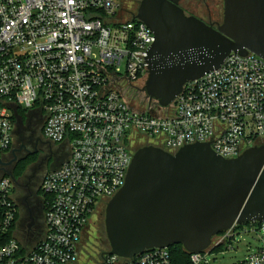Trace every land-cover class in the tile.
<instances>
[{
	"label": "built area",
	"instance_id": "2783aa9c",
	"mask_svg": "<svg viewBox=\"0 0 264 264\" xmlns=\"http://www.w3.org/2000/svg\"><path fill=\"white\" fill-rule=\"evenodd\" d=\"M135 13L119 0H0V264H76L82 233L124 185L139 147L175 153L200 142L236 158L264 144V59L252 51L230 53L164 107L147 95L141 106L126 100L122 87L145 84L155 41ZM22 116L25 126L41 119L44 137L67 152L42 181L45 230L29 243L12 233L17 208L2 170ZM242 230L264 231V222L214 235L189 264H208L213 248H231ZM101 264H172V257L155 247L133 258L105 255ZM234 264H264V245Z\"/></svg>",
	"mask_w": 264,
	"mask_h": 264
},
{
	"label": "water",
	"instance_id": "95a60500",
	"mask_svg": "<svg viewBox=\"0 0 264 264\" xmlns=\"http://www.w3.org/2000/svg\"><path fill=\"white\" fill-rule=\"evenodd\" d=\"M178 1L140 0L134 15L155 37L142 91L163 107L232 52L264 59V0H223L216 27L186 15ZM128 168L104 209L106 255L133 258L175 244L203 251L218 233L264 222V144L236 158L221 157L208 143L175 153L147 145L137 148Z\"/></svg>",
	"mask_w": 264,
	"mask_h": 264
},
{
	"label": "flooded vegetation",
	"instance_id": "af4514ba",
	"mask_svg": "<svg viewBox=\"0 0 264 264\" xmlns=\"http://www.w3.org/2000/svg\"><path fill=\"white\" fill-rule=\"evenodd\" d=\"M140 0H137L138 5ZM177 5L182 8L186 15H194L203 20L201 15L189 11L181 3ZM137 8V7H136ZM132 12L135 11L131 10ZM205 22L217 26V21L212 20L208 13ZM22 115L25 113L22 112ZM25 117L22 116L18 124L19 130L13 139V145L3 161V172L11 173L13 186V200L17 208L16 235L22 242H34L44 233L45 225V196L42 192V181L51 169L59 166L66 159V147L48 141L43 135L42 120L25 126ZM18 141V142H16ZM17 144H16V143ZM38 152L42 156L38 158ZM32 158V159H31ZM34 158V159H33Z\"/></svg>",
	"mask_w": 264,
	"mask_h": 264
},
{
	"label": "rangeland",
	"instance_id": "374dc122",
	"mask_svg": "<svg viewBox=\"0 0 264 264\" xmlns=\"http://www.w3.org/2000/svg\"><path fill=\"white\" fill-rule=\"evenodd\" d=\"M122 2L123 8L128 11L135 9L137 0H119ZM182 5L190 12L193 11L203 17V20L209 19L208 13H211V18L218 23L222 22L223 16V0H182ZM136 86L140 90L143 83L136 81L132 87H122V95L133 106H141L147 103L145 93L134 88ZM18 142V141H16ZM15 142V143H16ZM17 144V143H16ZM40 152H38V160L41 159ZM32 159V158H31ZM34 159V158H33ZM105 212L104 208L99 209L96 215L93 216L89 225L82 233L80 242L79 259L76 264H100L102 252L109 249V241L106 238V231L104 227ZM232 242V247L227 249H219L211 252L207 257L208 264H234L241 260L249 252L255 251L257 247L264 245V231H244L236 234Z\"/></svg>",
	"mask_w": 264,
	"mask_h": 264
},
{
	"label": "trees",
	"instance_id": "16d2710c",
	"mask_svg": "<svg viewBox=\"0 0 264 264\" xmlns=\"http://www.w3.org/2000/svg\"><path fill=\"white\" fill-rule=\"evenodd\" d=\"M130 12H132V11H130ZM241 227H242V224H241V226H239V228H241ZM231 242H232L231 240L228 241V243H231ZM226 248H227V246L225 244H222V245L214 247L213 250L214 251L219 250V249L224 250ZM109 249H110V246H109ZM109 249L102 252V254H101V257H102L101 260L102 261L105 259V255L109 251ZM168 251L170 252L171 257H172V264H189L190 253L183 250V247L181 245H179V244L171 245V246H169ZM102 261H101V263H102Z\"/></svg>",
	"mask_w": 264,
	"mask_h": 264
},
{
	"label": "crops",
	"instance_id": "0c3cea01",
	"mask_svg": "<svg viewBox=\"0 0 264 264\" xmlns=\"http://www.w3.org/2000/svg\"><path fill=\"white\" fill-rule=\"evenodd\" d=\"M15 228H16V224L14 225V227H13V229H12V230H13L12 233L15 235V237H17V235H16V229H15ZM238 261H239V260H238Z\"/></svg>",
	"mask_w": 264,
	"mask_h": 264
}]
</instances>
